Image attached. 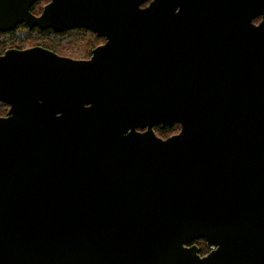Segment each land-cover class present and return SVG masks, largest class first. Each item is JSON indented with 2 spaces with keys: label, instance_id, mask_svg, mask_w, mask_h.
<instances>
[{
  "label": "water",
  "instance_id": "obj_1",
  "mask_svg": "<svg viewBox=\"0 0 264 264\" xmlns=\"http://www.w3.org/2000/svg\"><path fill=\"white\" fill-rule=\"evenodd\" d=\"M33 1L104 43L0 56V264H264V0Z\"/></svg>",
  "mask_w": 264,
  "mask_h": 264
},
{
  "label": "flooded vegetation",
  "instance_id": "obj_2",
  "mask_svg": "<svg viewBox=\"0 0 264 264\" xmlns=\"http://www.w3.org/2000/svg\"><path fill=\"white\" fill-rule=\"evenodd\" d=\"M49 2L50 0H34L28 8V13L33 17H39L42 14L44 7ZM259 21L260 18H257L255 23L257 24ZM73 30L88 31L85 29L74 28L57 32L53 29H40V27L38 26H30L25 21L18 22L9 30H0V56L8 50L23 51L31 48H41L51 51L60 57L82 60L88 59L91 55V51L97 46L104 43L103 41L101 44L99 43L95 45L91 49L90 55L87 58H74L72 56H69L66 54L67 49L71 50L72 39L69 33H71ZM62 34H64V36H62L61 39L56 38V35L61 36ZM100 38L104 39L102 37ZM7 109L8 107L6 106V112ZM198 249L201 256L209 252L208 249L205 253H201V247H199Z\"/></svg>",
  "mask_w": 264,
  "mask_h": 264
},
{
  "label": "rangeland",
  "instance_id": "obj_3",
  "mask_svg": "<svg viewBox=\"0 0 264 264\" xmlns=\"http://www.w3.org/2000/svg\"><path fill=\"white\" fill-rule=\"evenodd\" d=\"M42 4V3H41ZM94 36V37H93ZM71 50L67 49V55L72 56L74 58H87L88 55V49L91 51V49L97 45L101 44L104 39H101L100 37H96L95 34L91 32H74L71 34ZM96 39V40H95ZM176 126H172L170 128L165 129H156L154 128V133L157 137L161 139H166L171 135L177 134L179 132L180 126L175 124Z\"/></svg>",
  "mask_w": 264,
  "mask_h": 264
},
{
  "label": "trees",
  "instance_id": "obj_4",
  "mask_svg": "<svg viewBox=\"0 0 264 264\" xmlns=\"http://www.w3.org/2000/svg\"><path fill=\"white\" fill-rule=\"evenodd\" d=\"M145 5H146V3H145L143 6H145ZM254 22H256V20H254ZM78 31H81V32H87V31H84V30H73L71 33H69V35H71V34L74 33V32H78ZM62 36H64V34H62L61 36H60V35H56V38L61 39ZM93 37H94V36H93ZM95 40H96V39H95ZM89 53H90V50L88 49V55H89ZM5 113H6V105H4L3 103L0 102V116H4ZM173 126H176V125H173ZM156 129H158L159 131H161L158 127H156ZM166 129H167V128H166ZM166 129H165V130H166ZM193 244L197 245L198 248L201 247V250H200L201 253H205V252L208 250V248L204 245L205 243H204L203 240H199V241L196 240V241H193Z\"/></svg>",
  "mask_w": 264,
  "mask_h": 264
}]
</instances>
